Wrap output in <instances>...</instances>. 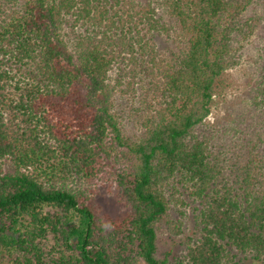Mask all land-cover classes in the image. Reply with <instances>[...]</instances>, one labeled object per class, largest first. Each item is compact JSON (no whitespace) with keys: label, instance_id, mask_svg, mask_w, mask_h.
Listing matches in <instances>:
<instances>
[{"label":"trees","instance_id":"1","mask_svg":"<svg viewBox=\"0 0 264 264\" xmlns=\"http://www.w3.org/2000/svg\"><path fill=\"white\" fill-rule=\"evenodd\" d=\"M158 7L0 0V264H264V67L245 110L207 120L264 0ZM138 82L131 138L114 96Z\"/></svg>","mask_w":264,"mask_h":264},{"label":"rangeland","instance_id":"2","mask_svg":"<svg viewBox=\"0 0 264 264\" xmlns=\"http://www.w3.org/2000/svg\"><path fill=\"white\" fill-rule=\"evenodd\" d=\"M158 7L160 0H148ZM165 46V43L163 42ZM162 44L159 47L163 48ZM264 67V37L257 34L253 36L242 50L239 64L228 70L223 79L221 88L214 99L211 115L208 121L211 124H225L231 122L235 116L248 107L249 96L256 81L261 78V71ZM125 90V87H121ZM146 86L137 83L134 93L118 92L114 96V108L120 117L121 127L124 133L133 138L139 137L142 130L139 126L140 116L143 115ZM98 202L105 213L113 216L120 214L116 204V190L113 183L98 186Z\"/></svg>","mask_w":264,"mask_h":264}]
</instances>
